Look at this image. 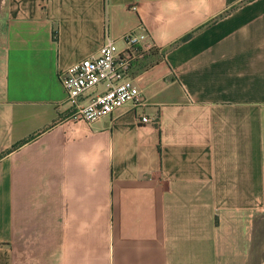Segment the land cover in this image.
I'll return each instance as SVG.
<instances>
[{"label": "crops", "instance_id": "1", "mask_svg": "<svg viewBox=\"0 0 264 264\" xmlns=\"http://www.w3.org/2000/svg\"><path fill=\"white\" fill-rule=\"evenodd\" d=\"M140 25L142 102L68 118ZM263 224L264 0H0V264H259Z\"/></svg>", "mask_w": 264, "mask_h": 264}, {"label": "built area", "instance_id": "2", "mask_svg": "<svg viewBox=\"0 0 264 264\" xmlns=\"http://www.w3.org/2000/svg\"><path fill=\"white\" fill-rule=\"evenodd\" d=\"M125 47L107 38L97 54L86 57L60 73L69 105V115L76 121L89 124L110 116L127 103L142 102L140 90L134 82L132 71L155 47L143 26L122 36ZM103 92L96 93L98 86ZM143 124L156 123V118L142 116Z\"/></svg>", "mask_w": 264, "mask_h": 264}, {"label": "rangeland", "instance_id": "3", "mask_svg": "<svg viewBox=\"0 0 264 264\" xmlns=\"http://www.w3.org/2000/svg\"><path fill=\"white\" fill-rule=\"evenodd\" d=\"M258 257L259 264H264V224L258 234Z\"/></svg>", "mask_w": 264, "mask_h": 264}]
</instances>
